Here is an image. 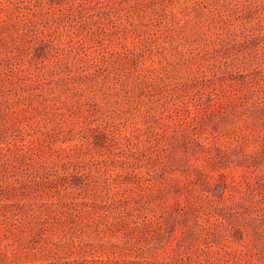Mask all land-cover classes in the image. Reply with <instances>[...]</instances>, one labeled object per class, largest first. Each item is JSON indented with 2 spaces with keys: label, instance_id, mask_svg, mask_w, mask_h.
I'll use <instances>...</instances> for the list:
<instances>
[{
  "label": "rangeland",
  "instance_id": "rangeland-1",
  "mask_svg": "<svg viewBox=\"0 0 264 264\" xmlns=\"http://www.w3.org/2000/svg\"><path fill=\"white\" fill-rule=\"evenodd\" d=\"M0 264H264V0H0Z\"/></svg>",
  "mask_w": 264,
  "mask_h": 264
}]
</instances>
